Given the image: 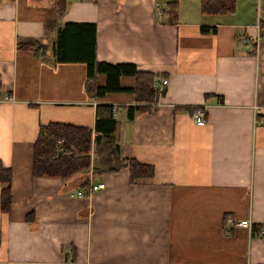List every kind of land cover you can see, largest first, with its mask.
I'll use <instances>...</instances> for the list:
<instances>
[{"label":"crops","instance_id":"0c3cea01","mask_svg":"<svg viewBox=\"0 0 264 264\" xmlns=\"http://www.w3.org/2000/svg\"><path fill=\"white\" fill-rule=\"evenodd\" d=\"M165 1L67 0L57 15L53 0H0V164L10 171L0 264H264V36L255 50L246 45L264 29V0H235L231 14L177 0L172 24L155 14ZM65 22L94 23L95 62L154 72L157 91L166 80L147 111L126 117L127 105L145 104L132 75L92 94L85 61L54 58ZM91 71L90 82L104 86L105 73ZM96 104L114 106L120 156L151 166V175L130 178L125 166L33 176L40 128L92 129ZM95 181L103 186L78 194ZM228 218H248L250 228Z\"/></svg>","mask_w":264,"mask_h":264},{"label":"trees","instance_id":"16d2710c","mask_svg":"<svg viewBox=\"0 0 264 264\" xmlns=\"http://www.w3.org/2000/svg\"><path fill=\"white\" fill-rule=\"evenodd\" d=\"M55 14L61 15L66 8L67 0H53ZM160 9L166 15L168 23L177 20V0L161 4ZM235 10V0H199V11L202 14H231ZM45 25L53 27L51 21ZM46 27V26H45ZM57 38L51 47L56 60H81L87 64V81L85 88L92 94H101L106 90L118 88L117 77L121 74L135 78L132 91L136 101L145 104L127 105L126 117L131 118L135 111L145 112L156 101L160 92L153 88V80L158 74L151 71L136 70L133 63L95 62L94 23L65 22L57 27ZM38 43V44H37ZM37 44V46L35 45ZM17 47L36 50L41 47L37 41H17ZM106 75L104 86L90 82L93 77L91 68ZM111 105L96 104L92 129L62 122H49L42 126L32 145L31 173L33 176H57L63 180L73 177L91 167L94 174L115 172L127 166L130 178L151 175L152 167L127 160L120 156L116 143L118 122L112 116ZM91 142L93 146L91 147ZM93 148L95 160L91 162L89 152ZM59 149V151H57ZM10 171L0 164V208L9 206ZM86 184V180L80 183Z\"/></svg>","mask_w":264,"mask_h":264},{"label":"built area","instance_id":"2783aa9c","mask_svg":"<svg viewBox=\"0 0 264 264\" xmlns=\"http://www.w3.org/2000/svg\"><path fill=\"white\" fill-rule=\"evenodd\" d=\"M155 12L157 14L160 13V7L159 5L156 6ZM264 36V29H260L258 30L251 38L249 43H246L247 45V49L248 50H255L256 48V44L258 42V40ZM166 80L165 79H161L159 81V86L158 87V91L162 90V85L165 84ZM254 113H258L259 112V108L255 105L252 106ZM111 111L114 112V106L111 107ZM192 118L195 122H202L203 119V111L200 109H196L193 113H192ZM257 122H260L262 124H264V116H261L259 119H257ZM59 151V149L57 150ZM103 186V182L102 181H95L93 183H89L88 188L86 190H82L81 192H78V194H90L92 191H95L99 188H101ZM228 220L232 223L233 226H237V227H246V228H250V221L248 218H240V219H232V218H228ZM257 235H264V228H260L257 230Z\"/></svg>","mask_w":264,"mask_h":264},{"label":"rangeland","instance_id":"374dc122","mask_svg":"<svg viewBox=\"0 0 264 264\" xmlns=\"http://www.w3.org/2000/svg\"><path fill=\"white\" fill-rule=\"evenodd\" d=\"M155 14L158 16L159 14H157L156 12H155Z\"/></svg>","mask_w":264,"mask_h":264}]
</instances>
